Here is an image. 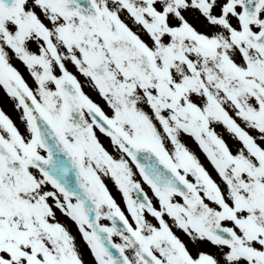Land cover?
I'll use <instances>...</instances> for the list:
<instances>
[{"label": "snow or ice", "instance_id": "1", "mask_svg": "<svg viewBox=\"0 0 264 264\" xmlns=\"http://www.w3.org/2000/svg\"><path fill=\"white\" fill-rule=\"evenodd\" d=\"M0 264H264V0H0Z\"/></svg>", "mask_w": 264, "mask_h": 264}]
</instances>
